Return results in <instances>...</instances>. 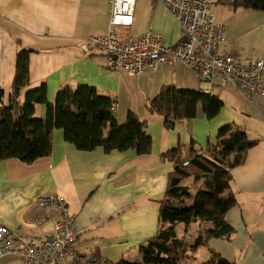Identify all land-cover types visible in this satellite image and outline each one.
I'll return each mask as SVG.
<instances>
[{
	"label": "crops",
	"instance_id": "0c3cea01",
	"mask_svg": "<svg viewBox=\"0 0 264 264\" xmlns=\"http://www.w3.org/2000/svg\"><path fill=\"white\" fill-rule=\"evenodd\" d=\"M111 1L0 0V104L8 105L19 52L30 50V84L22 91L21 101L29 90L42 84L46 85L49 103L64 87H94L118 104L114 115L119 123L134 112L146 124V132L152 138L151 152L107 153L102 147L81 151L66 141L64 130L56 129L49 157L32 164L17 159L1 162L0 226L36 236L53 235L61 214L53 207H40L37 202L42 196L58 195L75 216V251L80 263L114 264L126 260L142 264L139 248L155 238L162 226L160 206L167 196L172 173L186 162L192 147L205 153L208 145L216 142L220 128L232 124L258 142L248 152L245 163L232 174L231 190L237 202L225 220L233 231L227 238H211L189 251L190 258L183 263L203 264L218 255L232 264H264V98L255 95L248 100L230 87L236 93L235 101H223L225 106L217 116L207 118L199 106L195 118L182 119L173 129H167L163 117L150 111L153 98L139 107L141 101L135 100L132 89H126L127 82L138 76L114 72L107 68L103 53L84 49L83 43L89 37L107 34ZM142 1L144 13H148L144 15L146 29L138 35L131 33L137 19V0L134 24L125 30V35L138 38L152 31L167 44L178 42L180 28L167 9L153 0ZM226 38V50L237 64L249 66L264 57V51L251 59L245 57L236 45L237 38L231 31L228 35L227 29ZM181 65L191 70L178 62L157 71L146 70L143 76H150L153 86L160 84L159 89L173 85L201 90L196 88L193 75L181 72ZM46 114V105L36 107L37 118L44 119ZM181 185L190 188L191 197L186 204H191L201 182L187 179ZM40 220L44 223L37 225ZM212 227V223L196 221L190 227L177 223L175 229L178 238L191 246ZM20 262L17 256H7L0 264Z\"/></svg>",
	"mask_w": 264,
	"mask_h": 264
},
{
	"label": "trees",
	"instance_id": "16d2710c",
	"mask_svg": "<svg viewBox=\"0 0 264 264\" xmlns=\"http://www.w3.org/2000/svg\"><path fill=\"white\" fill-rule=\"evenodd\" d=\"M237 2L245 9L264 11V0ZM30 53V50L19 52L8 105L0 104V164L8 159L32 164L49 157L56 129L64 130L66 141L81 151L102 147L107 153L135 150L139 155H146L151 152L152 138L146 132V124L134 112H129L126 121L119 123L112 110L115 101L94 87H64L57 92L55 101L49 103L46 85L42 84L29 90L21 101L22 91L30 84ZM38 105L47 107L44 119L35 116ZM199 106L206 117L212 119L225 104L213 93L169 85L151 102L150 111L163 117L167 129H173L178 121L195 118ZM257 143L231 124L220 128L216 142L209 144L205 153H198L192 147L186 160L189 165L182 163L172 173L167 196L160 206L162 226L158 234L139 248L142 264H182L190 258L189 251H195L209 239L230 236L233 230L225 216L237 202L231 190L232 174L245 163L248 152ZM187 179L201 182L191 204H186L191 197L190 188L181 185ZM196 221L212 223L214 227L205 230L188 246L178 238L175 226L184 223L190 227ZM114 264L138 263L122 260ZM203 264L232 263L214 255Z\"/></svg>",
	"mask_w": 264,
	"mask_h": 264
},
{
	"label": "built area",
	"instance_id": "2783aa9c",
	"mask_svg": "<svg viewBox=\"0 0 264 264\" xmlns=\"http://www.w3.org/2000/svg\"><path fill=\"white\" fill-rule=\"evenodd\" d=\"M162 4L180 28V39L174 44L164 42L160 34L147 31L132 38L125 30L134 24L137 0H112L111 19L104 37L91 36L84 41L86 52L96 49L106 56L107 68L132 76L146 70L184 63L205 83L233 87L248 100L257 95L264 98V58L249 66L237 64L226 50V28L217 21L212 7L204 0H153ZM213 93L212 90H201ZM118 104L112 105L115 111ZM185 166L189 162H184ZM40 207H53L61 214L55 222L54 234L36 236L0 226V261L17 256L23 264H83L75 245L78 239L68 203L58 195L42 196ZM40 220L37 225H42ZM98 264V263H88Z\"/></svg>",
	"mask_w": 264,
	"mask_h": 264
},
{
	"label": "rangeland",
	"instance_id": "374dc122",
	"mask_svg": "<svg viewBox=\"0 0 264 264\" xmlns=\"http://www.w3.org/2000/svg\"><path fill=\"white\" fill-rule=\"evenodd\" d=\"M205 1L212 5V12L215 14L217 21L221 22V24L225 26L227 34L229 35L231 31L232 35L237 38L236 45L245 57L251 59L253 56L264 51V11L245 9L238 5L237 0ZM136 14V24L134 28L131 29V33L133 35H138L141 31L146 29L145 16H147L148 13H144V4L142 0H139L138 2ZM179 68H182V73L188 71L187 76L193 75L195 77L196 88H201V90H208L212 88L213 95L220 98V100L224 102L227 101L228 103L235 101L233 98L236 93L233 88L220 86L213 87L212 84L203 82L195 73L186 67H182L181 65ZM159 87L160 84H155L153 86V80L150 76L140 75L138 78L135 77L133 81L127 82L126 89L130 88L133 90L135 100H138L139 102L141 101L140 103H142L139 106L141 107V105L144 106V103L149 97V99H154L157 95H159L161 89H159ZM201 258L202 255L199 254L198 259L200 260ZM20 263L23 264L22 262ZM182 264H198V262L191 261L187 263L184 262Z\"/></svg>",
	"mask_w": 264,
	"mask_h": 264
}]
</instances>
